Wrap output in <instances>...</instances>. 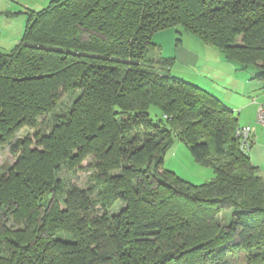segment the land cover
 Listing matches in <instances>:
<instances>
[{"label":"trees","instance_id":"trees-1","mask_svg":"<svg viewBox=\"0 0 264 264\" xmlns=\"http://www.w3.org/2000/svg\"><path fill=\"white\" fill-rule=\"evenodd\" d=\"M25 12L0 51V145L15 156L0 172V264H230L235 250L264 264V180L237 115L173 76V57L155 59L160 71L147 57L154 33L180 25L258 67L264 87V0H50ZM25 125L34 134L15 137ZM176 141L208 181L163 167ZM64 167L90 169L88 184L59 177Z\"/></svg>","mask_w":264,"mask_h":264},{"label":"rangeland","instance_id":"rangeland-1","mask_svg":"<svg viewBox=\"0 0 264 264\" xmlns=\"http://www.w3.org/2000/svg\"><path fill=\"white\" fill-rule=\"evenodd\" d=\"M50 0H46L45 2H41V0H2V3L4 5H9V9H13L14 13H11L12 15H9L11 17L12 22L9 23L8 29H6V26L0 22V30L3 29L5 32L4 36L0 37V40L4 41L3 44H0L2 48H0L2 52H8L11 47L18 41L20 38V35L22 33V30L24 28V24L26 21V12L27 10H24L23 12L19 13V11L25 7L28 9H41L42 7L46 6L47 3ZM36 7V8H33ZM19 10V11H18ZM176 29L181 31V34L176 32ZM170 30L172 32L173 36L171 39L169 38V34L167 33ZM15 33H19V36L14 37ZM161 34L160 38L156 39L154 37L155 34ZM10 37L7 42H5L6 37ZM179 37L180 41L177 43L182 45L190 47L192 49L195 48H202L201 46H204V44L197 39L195 36L186 33L182 30V27L176 26V27H170L161 31H158L154 33L151 37V41L160 45L156 46L155 50L152 52H149L148 58L152 59L150 64L152 65L153 69L160 71L164 70V66L161 62L155 61V59L163 58V57H170L171 55H175L174 51V41L176 42L175 38ZM154 39V40H153ZM170 39V40H169ZM158 40V41H157ZM198 42V44H197ZM178 46V45H177ZM212 51L209 53V58L214 65H219L220 60L219 58H215L216 55L221 54L218 48L211 47ZM226 64V63H224ZM228 65V64H227ZM162 67V68H160ZM171 72L173 74L179 75L180 77L186 76V73L181 72V69L177 66V64L170 65ZM244 71H240L239 75H242V77H245V82L247 81V91H246V100L249 99V101L253 102V97L258 104H264V87L262 85H259L257 81H251L249 79L250 72L252 74L261 73V70L256 66H248L244 68ZM232 68L229 66V71H231ZM250 71V72H249ZM186 79V78H185ZM70 94L74 96V94H63L62 95V102L60 103L62 107H66V105L69 104L71 101ZM239 100V99H238ZM242 102V101H240ZM59 104V105H60ZM63 104V105H62ZM254 104V103H253ZM256 104H254V107H257ZM252 109V108H251ZM249 109L251 112L252 110ZM149 115L151 118L155 119L160 117V111L157 107L151 106L149 108ZM255 122L258 124V122L255 120ZM254 123V122H253ZM35 132V129L28 126L21 127L17 132H15V137L18 136H32ZM83 161V164H86V161ZM15 160V156H13L9 149L7 144H1L0 145V172L4 170V167L12 164ZM163 167L172 170L175 174H177L182 179H185L191 183L198 184L205 181H208L213 176V171L211 168L201 165L191 155L189 148L186 144L183 142L173 144L171 147H169L163 156ZM264 168V166H263ZM264 170V169H263ZM92 174V171L90 169H78V170H68L67 168H62V170L59 173V177H64L70 184H75L78 186L85 187L89 180L90 176ZM123 206L122 202H117V204L112 207V212L117 213L121 207ZM228 210H223L218 214L219 219H222L223 217L227 218L229 216ZM224 215V216H223ZM222 216V217H221ZM228 261L230 264H246L244 259V252L242 250H235L233 252H230L228 254Z\"/></svg>","mask_w":264,"mask_h":264},{"label":"crops","instance_id":"crops-1","mask_svg":"<svg viewBox=\"0 0 264 264\" xmlns=\"http://www.w3.org/2000/svg\"><path fill=\"white\" fill-rule=\"evenodd\" d=\"M45 1L46 0H41V2ZM33 8L36 7L33 6ZM24 10H28V8L24 7L23 10L21 9L20 11H18L19 13H21ZM14 12L17 11L9 9V5H4L2 3V0H0V22L6 26V29H8L9 23L12 22V16L10 17L9 15H12L11 13ZM6 32H8V30H6ZM6 32L1 29L0 37L4 36ZM167 33L169 34V38L171 39V37L173 36L172 32H170L169 30ZM179 34H181V32ZM160 35L161 34L157 33L154 35V37L156 36L157 38H160ZM12 36L17 38V36H19V33H15ZM12 36L6 37L5 42H7V40ZM177 38H175V40ZM3 43L4 41L0 40V44ZM155 44L157 46H160L156 43V41ZM174 45L175 55L170 56L174 58L172 64H177V66L181 69V72L186 73L187 75L183 78L179 75L173 74L171 72V67L170 73L173 76L182 78L199 86L200 88L206 90L207 92L218 98L223 104L230 107L237 115L239 127L246 125L251 127L253 133V142L249 149L248 155L251 164L255 166L257 173L261 175L264 180V128L259 123L257 124L255 122L257 107H254V104L257 105V103L254 97L252 103L249 101V99L246 100L245 97L248 83L247 81L245 82V77L239 75L240 71L245 70L244 67H240L237 64L227 60L222 53L218 54V56L216 55L215 57L219 58V60L221 61L220 64L214 65L209 59L211 58L209 57V53L212 51V46L207 44L201 46L202 48L198 47L195 49L184 46L181 42L180 44H178L174 41ZM0 48L2 47L0 46ZM229 66L232 68L231 71H229ZM249 79L251 81H257L259 85H262L261 80L255 78L254 74H252L251 72ZM249 109H251L252 111L250 112ZM176 143L180 142L176 141L174 144Z\"/></svg>","mask_w":264,"mask_h":264},{"label":"built area","instance_id":"built-area-1","mask_svg":"<svg viewBox=\"0 0 264 264\" xmlns=\"http://www.w3.org/2000/svg\"><path fill=\"white\" fill-rule=\"evenodd\" d=\"M256 121L264 128V104H258L256 109ZM251 127L241 126L238 130L239 145L242 151L249 152L251 143L253 142Z\"/></svg>","mask_w":264,"mask_h":264}]
</instances>
